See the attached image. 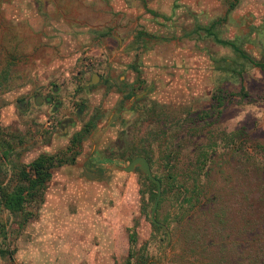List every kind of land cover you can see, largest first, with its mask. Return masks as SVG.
<instances>
[{"label":"rangeland","instance_id":"rangeland-1","mask_svg":"<svg viewBox=\"0 0 264 264\" xmlns=\"http://www.w3.org/2000/svg\"><path fill=\"white\" fill-rule=\"evenodd\" d=\"M40 153L0 264H264V0H0V186Z\"/></svg>","mask_w":264,"mask_h":264},{"label":"trees","instance_id":"trees-1","mask_svg":"<svg viewBox=\"0 0 264 264\" xmlns=\"http://www.w3.org/2000/svg\"><path fill=\"white\" fill-rule=\"evenodd\" d=\"M148 12H151L147 9ZM140 34V32H139ZM221 42V40H218ZM234 49L241 55L242 52H240L237 48L234 47ZM244 56V55H243ZM79 135V134H77ZM77 137L74 136L71 141L70 145L73 146V140H76ZM70 146H68L66 149H69ZM68 159L63 158L62 156L57 158V154H48V153H40L37 156H35L31 161L23 164L17 174V179L19 180V184H17L12 189H7L0 186V205L4 207L5 209L11 210V211H20L26 202L27 198L30 196L41 192L43 189L45 183L50 177L51 169L53 166L58 165L62 162L67 161ZM148 179V178H147ZM149 182L152 184L153 187H155V184L148 179ZM152 195L154 196L155 193L152 192ZM153 226V223H151ZM136 243V238L131 234L129 236V247L130 252H128V257H131L132 250L134 249V244ZM137 260L134 262H129V260H126V264H140L141 263V256H137ZM143 257V256H142Z\"/></svg>","mask_w":264,"mask_h":264},{"label":"water","instance_id":"water-1","mask_svg":"<svg viewBox=\"0 0 264 264\" xmlns=\"http://www.w3.org/2000/svg\"><path fill=\"white\" fill-rule=\"evenodd\" d=\"M117 168L119 170H123V171H132L135 168H137L141 174H146L155 183L156 194H155V197L153 199V203H152V206H151V209L149 212V216H150V220L153 223H155L158 226L164 227L161 223L156 222L154 219V210L156 207L158 197L160 195V183L155 177L152 176L147 159L142 155H136L133 158H131L126 165L117 166Z\"/></svg>","mask_w":264,"mask_h":264},{"label":"crops","instance_id":"crops-1","mask_svg":"<svg viewBox=\"0 0 264 264\" xmlns=\"http://www.w3.org/2000/svg\"><path fill=\"white\" fill-rule=\"evenodd\" d=\"M35 102H37L38 105H43L46 101L43 99V97L40 96H35ZM47 103V102H46Z\"/></svg>","mask_w":264,"mask_h":264},{"label":"flooded vegetation","instance_id":"flooded-vegetation-1","mask_svg":"<svg viewBox=\"0 0 264 264\" xmlns=\"http://www.w3.org/2000/svg\"><path fill=\"white\" fill-rule=\"evenodd\" d=\"M50 96L49 97H47V96H44V100H50ZM49 103V102H48ZM57 103L56 102H53V108L55 107V105H56ZM147 159V158H146ZM148 161V160H147ZM149 163V162H148ZM149 168H150V166H149ZM150 172H151V170H150ZM152 174V173H151ZM142 175H144L146 178H148V179H150L146 174H142ZM153 176V175H152ZM154 177V176H153ZM156 178V177H155ZM157 179V178H156ZM151 180V179H150ZM158 180V179H157ZM152 181V180H151ZM159 181V180H158ZM153 182V181H152ZM154 183V182H153ZM160 183V182H159ZM155 184V183H154Z\"/></svg>","mask_w":264,"mask_h":264}]
</instances>
